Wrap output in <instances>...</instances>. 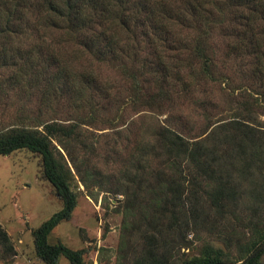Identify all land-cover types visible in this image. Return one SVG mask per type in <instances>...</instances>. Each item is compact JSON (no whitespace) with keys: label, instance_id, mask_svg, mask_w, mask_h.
I'll return each mask as SVG.
<instances>
[{"label":"trees","instance_id":"16d2710c","mask_svg":"<svg viewBox=\"0 0 264 264\" xmlns=\"http://www.w3.org/2000/svg\"><path fill=\"white\" fill-rule=\"evenodd\" d=\"M219 46L224 57L243 61L235 71L252 78L255 93H262L264 100V0H0V69H11L9 77H0V90L28 91L33 83L39 89L38 114L15 109L11 120L0 125V155L19 149L37 154L42 176L62 202L31 231L39 259L56 264L64 256L69 264L83 263L81 250L47 241L51 229L69 219L76 206L67 156L85 186L110 187L124 195L118 264L257 263L264 249L243 263V258L223 261V249L212 247L179 262L169 241L159 239L167 231L181 230V224L187 228L188 210L196 224L199 212L206 219H219L234 212L243 197L264 200L263 185L258 184L264 177V138L247 124L255 121L256 107L264 115V101L256 105L252 95L249 101L247 87L227 92L235 116L216 127L218 131L190 141L159 127L150 138L134 141L123 163L113 141L94 163L96 148L77 129L105 122L100 113L104 104L90 91L100 87L91 61L116 68L128 83L125 91L133 104L160 107L180 83H185L184 93L191 92L183 79L184 64L201 80H217ZM78 54L88 56L89 62L83 64ZM63 94L74 120L41 118L42 110ZM78 145L85 158L80 162ZM243 183L247 190L241 189ZM134 240H139L137 251ZM263 241L264 228H259L253 246ZM0 244L13 249L2 227Z\"/></svg>","mask_w":264,"mask_h":264},{"label":"rangeland","instance_id":"374dc122","mask_svg":"<svg viewBox=\"0 0 264 264\" xmlns=\"http://www.w3.org/2000/svg\"><path fill=\"white\" fill-rule=\"evenodd\" d=\"M219 48L222 50L221 46ZM77 59L85 64L90 58L78 54ZM242 62L237 58L224 57L223 50L218 51L215 77L218 73L220 76L217 80H201L193 67L184 64L182 75L190 84L191 92L184 93L182 88L185 83H180L178 87L171 89L175 92L169 94V100L165 99L158 107L151 103L148 106L133 104L129 93L125 91L128 83L116 68L106 62L97 64L95 60L91 61L100 75V87L97 91H90L95 100L104 104V110L100 113L105 122L96 123L94 127L80 125L77 129L86 142H93L96 148L92 153L94 163L102 159L101 150L104 146L113 142L118 146L119 159L123 163L134 141L140 137L150 138L159 127L171 128L190 141L203 138L214 129L218 131L221 128L216 127L227 124L235 116L230 109L231 97L227 92L240 93L237 91L242 86L248 88L249 101L252 100V95L255 96L256 100L252 101L256 105L263 103V94L255 93L258 89L252 84L255 81L247 75L242 77L241 73L235 71V66ZM178 66L181 67L180 64ZM10 73V68L0 69V77L3 79L9 77ZM225 80L231 82L229 86L224 85ZM38 98L39 89L35 83L29 86L28 91L19 92L16 88L11 91L7 88L0 90V125L11 120L15 109L24 112L30 110L31 113L38 114ZM245 98L243 95L242 99ZM40 114L41 118L55 117L68 122L75 118L65 94ZM255 118L253 123L247 124L263 139L264 115L258 107L255 109ZM79 147L81 153L80 156L77 155V162L85 159L83 149ZM59 150L63 151L60 147ZM64 159L72 171L70 186L76 193V206L69 219L61 220L51 229L47 235L48 243H61L69 249L81 250L82 264H118L117 258L121 253L118 246L123 233L125 213L124 195L110 187L101 188L88 182L85 186L68 157L64 156ZM84 167L85 165L82 169ZM41 168L40 157L26 149L0 155V227L6 232L13 248L8 250L0 244V264H46L35 254L31 231L59 210L62 202L52 185L42 176ZM258 179V184L261 182L264 188V177ZM248 187L247 183L241 184V189L247 190ZM234 210H229L219 219H206L204 212H199L196 224H193L188 210V227L184 228L181 224V230L167 231L159 239L161 242L169 241L170 251L175 257H179V262L200 255L211 247L223 249L225 262L244 259L259 245L257 243L253 246V243L258 229L264 228V200L246 196L239 200ZM177 233L189 241L190 245L184 247L177 243ZM134 241L137 251L140 247L137 245L139 240ZM169 244L160 249L165 250ZM56 264L69 262L64 256H59ZM256 264H264V252Z\"/></svg>","mask_w":264,"mask_h":264},{"label":"water","instance_id":"95a60500","mask_svg":"<svg viewBox=\"0 0 264 264\" xmlns=\"http://www.w3.org/2000/svg\"><path fill=\"white\" fill-rule=\"evenodd\" d=\"M177 237V243H180L181 245H183L184 247H187L188 245H190V242L183 239L182 237H180L179 233H177L176 235ZM262 249H264V241L261 242L254 251H252L246 258H244L242 261H240V263L246 262L247 260L253 258L257 253H259Z\"/></svg>","mask_w":264,"mask_h":264}]
</instances>
